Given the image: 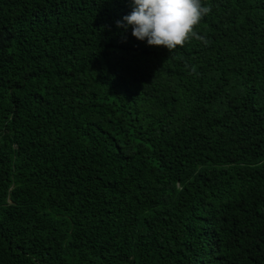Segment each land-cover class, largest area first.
<instances>
[{"label": "trees", "instance_id": "1", "mask_svg": "<svg viewBox=\"0 0 264 264\" xmlns=\"http://www.w3.org/2000/svg\"><path fill=\"white\" fill-rule=\"evenodd\" d=\"M203 3L0 0V264H264V0Z\"/></svg>", "mask_w": 264, "mask_h": 264}, {"label": "clouds", "instance_id": "2", "mask_svg": "<svg viewBox=\"0 0 264 264\" xmlns=\"http://www.w3.org/2000/svg\"><path fill=\"white\" fill-rule=\"evenodd\" d=\"M132 10L116 21L149 46H165L170 52L193 39L207 42L198 34V23L211 12L203 0H129Z\"/></svg>", "mask_w": 264, "mask_h": 264}]
</instances>
